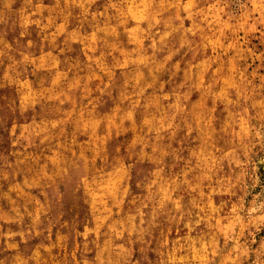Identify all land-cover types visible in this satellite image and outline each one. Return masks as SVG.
Listing matches in <instances>:
<instances>
[{
    "label": "rangeland",
    "instance_id": "obj_1",
    "mask_svg": "<svg viewBox=\"0 0 264 264\" xmlns=\"http://www.w3.org/2000/svg\"><path fill=\"white\" fill-rule=\"evenodd\" d=\"M0 264H264V0H0Z\"/></svg>",
    "mask_w": 264,
    "mask_h": 264
}]
</instances>
